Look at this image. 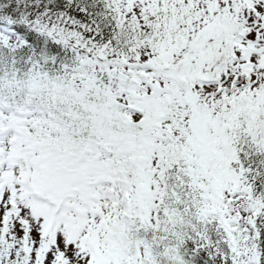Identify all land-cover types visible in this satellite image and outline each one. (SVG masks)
Segmentation results:
<instances>
[{
  "label": "snow or ice",
  "instance_id": "6c2138e0",
  "mask_svg": "<svg viewBox=\"0 0 264 264\" xmlns=\"http://www.w3.org/2000/svg\"><path fill=\"white\" fill-rule=\"evenodd\" d=\"M0 264H264V0H0Z\"/></svg>",
  "mask_w": 264,
  "mask_h": 264
}]
</instances>
